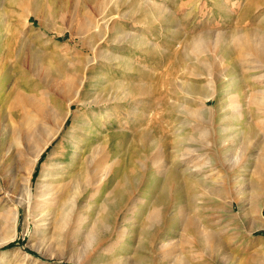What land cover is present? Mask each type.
<instances>
[{"label": "bare ground", "instance_id": "obj_1", "mask_svg": "<svg viewBox=\"0 0 264 264\" xmlns=\"http://www.w3.org/2000/svg\"><path fill=\"white\" fill-rule=\"evenodd\" d=\"M7 1V5H4L12 8L11 12L13 14H17V12L25 14L27 24H30V19L33 18L36 23L45 26L44 19L46 16L44 17L43 14L45 8H42L41 5H34L31 8L30 2H25V0ZM261 3L264 4V0H253L250 7L254 9ZM143 4L147 13H144V11L135 12L133 15H136L135 20L137 21L141 20L143 16L149 15L151 10L158 9L153 4L149 5L147 2H143ZM137 6H140L139 9H141V5ZM122 7L124 8V6ZM46 12L47 14L53 13L50 10H46ZM252 12L255 13L254 10ZM6 15L7 13H3L2 18L0 17V51L4 39H6V31L9 32V36L13 35ZM262 19L250 17L252 23L249 27L236 30L231 35L233 41H235L236 49L241 52L244 58L246 57L248 62L247 71L244 66L236 68L238 77L234 78L230 74L232 70L223 69V66L214 64L213 72L207 73L208 82L210 84L216 83L217 87H215L213 93H208L205 98L216 100L219 106L222 107L216 112L215 118H204L207 115L209 116L206 109L197 112L198 109L185 108L187 106L184 102L177 107L173 102L168 104L164 100L165 97L160 101L161 107L163 106L167 110L168 121L171 120L167 130H165L169 136V138L167 137L169 143L165 151L160 150L161 146L158 139L150 134L135 136L134 133L129 136L130 139L128 140V135H125L126 133L124 134L121 130V121L113 122L108 110L109 107L105 108L113 100L110 98L111 95H116L115 99L119 96L121 102L129 104V108L125 110L128 112V124L130 125L137 114L140 113V106L148 110L147 102L150 101L153 95H157H155L151 86H147V84L138 85V81H136L139 78L146 81L151 80L154 77L152 71L133 64L129 59L122 60L121 57L113 59V55L108 53L104 57L106 69L110 66L112 68L116 67L115 64L117 63L122 64V67L127 70V77L124 78L127 82L119 80L112 83V78L105 75L108 77H103L101 80L86 79V81L83 77L75 80L69 79L59 86L58 91L64 99L62 101L65 102L64 109L61 113L58 109L47 111V116L57 122L53 127V131H50L46 138H43L42 131L35 134L29 132L31 135H23V142L32 137L37 143L34 149L30 151L29 174L24 188L19 193L7 192L4 200L2 199L0 229L4 230V235L0 239V246L17 239L20 209L23 208L27 211L28 217L34 221L35 231L33 236L40 237L43 244L58 243L61 246L72 242L74 239L85 237L87 241L84 243L86 244L85 246L82 245L85 248L90 243L97 242L96 246L98 247L92 255H89V258L87 256L84 262L78 261L76 264L99 263L103 262L105 258L111 259L108 264H130L132 257L127 256L124 251L119 249L121 238L128 233L137 234L138 239L140 236L147 239L149 242L148 249L153 259L161 260L164 264H185L178 254V258L175 260L173 257L176 255V247L179 245L185 252L197 254L198 257L201 254H207L211 257L218 254L230 256L229 253L232 252V248L226 242V239H228L225 238L227 231H221V229L219 231L213 229L201 231L198 219L195 216V213L200 209V198L202 200V197L207 193L216 195L217 190L214 191L213 188H221L225 183L223 179L217 177L216 173L218 171L220 173V168L215 167V163L211 161L210 153L207 150L208 147L213 145L217 148L214 152L218 160L222 162L221 165H224V168L235 175L240 174L237 177L233 174V178H231L235 192L236 187H239L240 191H237L239 196L230 204L229 214L236 213L234 209V204H236L238 206L237 217L242 219L249 231L252 232L264 227V221L262 222L264 218V135L260 138V134L256 131L258 128L257 121L264 124V74L260 75L259 69L261 67L256 64L264 63V31H258L259 24L264 27V19ZM87 25L85 26H91V24ZM97 28H100L98 23H96ZM127 36H129L128 40L131 41V44H136V46L147 44H144L145 42L143 43V40H140L134 34ZM225 38V36L218 35L215 40L209 43L202 38L194 39L190 44L189 51L196 50L201 42H203L205 49L209 48L215 52L229 51L227 45L224 47ZM226 39L229 40V38ZM145 49L146 54L155 53L153 47L148 46ZM11 53V49L7 54L0 52L1 124L5 123L4 114L8 110L11 98L18 99L19 97L22 101L28 91V83L25 81L29 76L25 74L24 69L20 68V65L13 68L21 69L19 78L21 82L16 80L13 86L10 87L7 83L15 74L13 68L6 69L5 66L6 63L11 62L9 61L11 60L9 59ZM248 56L252 58L249 61L247 60ZM115 60H118V62L114 63ZM174 72H176L174 67L169 69L168 84L171 82ZM180 82L176 81L169 84L172 93L170 96L173 97L174 102L177 99L180 100L183 94L195 98L203 96L201 94L203 92L202 87L189 85L185 87ZM238 82L242 84L241 87L230 96L229 88ZM17 84H20V86ZM113 92L117 94H113ZM159 98H162V95ZM73 105L82 106L84 109L74 111ZM89 106L92 109L87 108ZM149 106H151L149 111L152 114L155 110L153 109L154 105L152 103ZM230 107H233L237 113L240 111L245 112L244 107H248L246 109L248 114L247 117L245 116L244 122L241 120L242 124H235L233 128L228 127L225 123L226 118H223V114ZM120 109L121 111L124 110L122 106H120ZM143 112L144 110H141V114ZM147 114L144 112L145 118L148 119ZM71 119V125L67 126ZM168 121L166 122L168 123ZM205 124L208 125L207 128ZM109 126H113L115 132L110 140L111 143L113 142L112 147H110L106 138L110 132ZM210 132L216 134V137L215 135L213 137L214 139L211 137ZM58 139H62L61 145L50 156L47 166L44 167L41 175L37 178L35 188H33L31 178L36 169V164L46 148ZM126 142H129V147H125ZM202 144L205 145H203L205 149ZM162 152H166V154L163 155ZM148 156H150V160L153 159L151 165L155 164V166L149 169L147 163V167L143 163L144 165L140 167V160L146 159ZM240 163L243 165L240 166ZM242 168L244 169L242 170ZM138 174L141 177L139 180L141 182L143 178L148 177L149 179L146 188V195H149V198L142 197L141 193H136L138 190L136 188H139L138 181L135 183V189L133 188L131 191L126 186L128 178L131 179V177L138 176ZM250 180L252 181L249 184ZM248 191L257 194L254 195L253 193L252 197L248 198L246 195ZM106 195L108 196L106 197ZM139 199L146 200V202H142L143 207L141 208H138L141 204ZM261 203L262 205H259ZM109 208L112 210V227L106 224ZM253 209L254 211L258 210V216L255 219L251 217ZM132 211L134 213L131 216ZM127 220L131 221L129 225L124 224ZM123 225L126 227L133 225V227L128 231L125 230L126 228ZM29 228L30 223L28 222L26 229L29 230ZM181 231H184L185 235H180V243L171 246L170 233L175 234ZM84 248L82 249L85 254ZM21 253V255L19 253L21 257L17 255L18 258H21L19 263H17L18 258L16 261L14 260V263L11 260V262L5 263L27 264L32 259L28 253L22 251ZM83 257L82 259H84ZM262 257L260 255L256 262H260L263 259ZM197 264L207 263L198 262Z\"/></svg>", "mask_w": 264, "mask_h": 264}, {"label": "rangeland", "instance_id": "obj_2", "mask_svg": "<svg viewBox=\"0 0 264 264\" xmlns=\"http://www.w3.org/2000/svg\"><path fill=\"white\" fill-rule=\"evenodd\" d=\"M6 1L7 0H0V17L2 18L3 13H7L6 17L9 20L10 31L13 35L9 36V32L6 31L7 35L5 34L6 39H4L5 44L3 43L1 49L4 54H7L9 49L12 50L11 56L9 55V59H11L9 61L11 62L6 63L5 66L6 69H8L9 67L13 68L20 65V68H22V70L24 69L26 72L25 74L29 77L27 81H25L28 83V91L24 99L21 101L19 97L18 99L11 98L8 110L4 114L5 123H0V205L7 192L19 193V191L24 188L29 174L30 151L34 149L37 142L32 137L31 139H33L35 143L31 139H28L30 142H27L28 140L23 142L22 138L26 134L31 135L29 132L35 134L39 131H42L41 133L44 135L43 138H46V135L50 131H53V127H55L57 122L51 120L47 116V111L58 109L61 113L64 109L65 102L62 101L64 99L61 97L58 89L65 81L69 79L75 80L80 77H83L85 80H101L103 77H108L105 75H109V77L112 78V83L118 82L119 80L126 81L124 78L127 77V70L122 67V64L117 63L115 64L116 67L112 68L110 66V69H106L104 57L106 56L105 54L108 53L113 55V59H117L118 57H121L120 59L122 60L129 59L133 64H137L145 70L152 71L154 77H152L151 80L146 81L143 80V78L136 80L138 81V85L147 84V86H151L155 95H158H153L151 97L152 100L150 99V101L147 102L148 110L142 106L139 108L140 113H138L141 114V110H144L145 113H148V119L145 118L143 112V116H141L142 114H137V117H139H136L132 122L133 124L131 123L129 125L128 112L125 110L129 108V104L121 102L119 96L115 99L114 97L116 95L110 96L113 100L110 104H107L105 108H107V106L109 107L108 110L113 122L121 121V130H123L122 132L124 134L126 133L125 135H128V140L130 139L129 136L134 133L135 136L150 134L152 137L158 139L161 146L160 150L165 151L169 143L167 142L169 138L168 132L165 130H167L171 120L170 122L168 121L169 116L167 110H165V107H161L160 101L165 97L164 100H166L168 104L173 102L177 107L184 102L185 106H187L185 108L198 109L197 112L206 109L209 116L207 115V117L204 118H215L216 112L222 107L219 106L216 100L205 98L208 93H213L215 87H217L216 83L210 84L208 82L207 73L213 72L214 64L223 66V69L232 70L230 74L231 77L234 78L238 77L236 68L244 66V69L247 71L248 62L246 61V57L244 58L241 52L236 49L235 41H233L231 35H233L236 30L249 27L252 23L250 17H257L259 20L264 17V4L261 3L253 9L250 7L253 0H25V2H30L31 8L34 5H41L42 8H45L43 9L44 17L46 16L44 19L45 26H41L36 23L33 18L30 19V24H27L25 14L22 12L13 14L11 12L13 9L5 6L7 5ZM123 2L127 3L124 4ZM143 2H147L149 5L153 4L157 6L158 9H153L154 11L151 10L149 15L143 16L141 20L137 21L135 20L136 15H133L135 12L139 13L140 11H144V13H147L146 9H144L145 5ZM137 5H141V9H139L140 6ZM122 6H124V8ZM46 10H50V12L53 13L47 14ZM252 10H254L255 13H253ZM98 18L99 20H97ZM96 23H98L99 29H96ZM87 24H91V26L86 27L85 25ZM258 31H264V27L260 24ZM129 34H134V36L143 40L142 42H145L144 44H147L145 46L141 44H139V46L131 44V41L128 40L129 36H127ZM218 35L229 38V40L226 38L224 40V47L227 45L229 51H222V53L212 51L209 48L205 49L203 42L199 44V47L197 46L196 50L189 51L190 44L194 39L202 38L205 42L209 43L215 40ZM131 45L134 46L132 47ZM148 46L154 48V54L145 53V48H148ZM251 59L250 56L247 57L248 61ZM115 62H118V60H115L114 63ZM256 64L261 67L259 69L260 75L264 74V63ZM173 67L176 72H174L173 78L169 84L181 81L180 83H183L185 87H187V85L192 87L198 86L199 88L202 87L201 89H203V92L201 94L203 96L195 98L183 94L180 100L175 99L176 101L174 102L172 100L173 97L171 98L170 96L172 95L171 86L167 81L169 69ZM20 70L21 69H14L15 74L9 82H7L9 87L13 86L16 80H19L21 75ZM27 73L30 74L28 75ZM17 85L20 86V84ZM241 85L242 84L239 82L233 84L230 87L232 89L230 90L229 88L230 96L239 90ZM113 94L117 93L113 92ZM161 95L162 98H159ZM152 103L154 105L153 109L155 110H153L151 114L149 111L151 106L149 105H152ZM120 106L124 108L123 111H121ZM72 107L74 111L77 109H84V107L78 105H73ZM87 108L92 109L90 106ZM244 109L246 112L248 107H244ZM245 112L243 111L242 113V111H240L237 113L233 107H230L227 112L225 111L223 114V118H226V125L233 128L235 124H242V121L244 122L245 120V116L247 117L248 110L246 113ZM166 121H168V123ZM71 123L72 119L67 126H70ZM205 127L207 128L208 125L205 124ZM257 127L256 131L260 134L259 137L261 138L264 135V124L257 121ZM108 129L110 132L107 134L106 138L110 147H112L113 142L111 143L110 140L115 133L114 127L109 126ZM210 135L212 138L214 135L216 137L214 132H210ZM61 141L62 139H58L50 144L41 155L31 178L33 188H35L37 178L41 175L44 167L47 166L50 156L53 155L56 148L61 145ZM128 143L129 142L125 143V147L130 146ZM203 145L204 144H202V146ZM204 146L203 148L205 149ZM207 150L210 153L209 156L211 157V161L215 163V167L220 168V173L219 171L216 173L217 177L223 179L225 183L221 188H213L214 191L217 190L216 195L207 193L202 197V200L200 197H197L200 198V209L195 213V216L198 219L201 231H208L210 229L216 231L220 229L221 231L226 230L227 235L225 238H228L226 242L231 245L232 252L229 253L230 256L218 254L211 257L207 254H201L199 255L200 257H198L197 254L185 252L179 245L176 247L177 253L173 256L174 260L178 258V254L185 264H197L198 262L207 264H264V227L252 232L249 231V229L245 227V223L242 219L237 217L238 206L236 204H234L236 213L229 214L228 209L230 204L239 196V192L237 191H240V188L236 187L235 192L231 179L234 173L229 172L227 168H224V165H221L222 162L218 160L214 152L217 148L213 145L208 147ZM162 154L165 155L166 152H162ZM148 157L140 160V167L144 164L145 167L148 166L149 169L155 166V164L151 165L153 159L150 160V156ZM239 165L242 166L243 164L240 163ZM243 169L244 168H242V170ZM237 175L234 174L235 177H237ZM140 179L141 177L139 174L138 176L135 175L131 177V179L128 178L126 186L131 191L133 188L135 189V183L138 181L139 188H136L138 189L136 193H141L142 197L149 198L150 196L146 195L149 179L148 177L143 178L144 181L142 180V182L139 181ZM251 181L252 180L249 181V184ZM253 193L254 195L257 194L256 192ZM253 193L252 191H248L246 195L250 198ZM107 196L108 195H106V197ZM140 202L141 204L138 208L143 207L142 202H146V200L139 199V203ZM262 203L259 205H262ZM0 207H3V205ZM255 211L253 209L251 215L253 219L258 216V210ZM133 213L134 211H132L130 215L132 216ZM111 215L112 210L109 208L106 221L109 227L113 226ZM132 221L134 222V220ZM263 221L264 218L262 219V222ZM28 222L30 223L29 230L26 229V224ZM130 223L131 221L127 220L124 224L129 225ZM125 225L123 226L126 228L125 230L128 231L133 227V225L130 227H126ZM34 231V221L28 217L27 211L21 208L17 239L0 246V264H6L5 262L10 260L14 263L18 257H21V251L28 253L32 257L27 264H76L78 261L84 262L87 256L89 258V255H92L98 247L96 246L97 242L94 241L89 244L90 246L88 245L86 246L87 248H84L83 246L86 244L84 242L87 241L85 237H83V239H74L72 242L61 246L58 243L43 244L40 237L33 236ZM183 234L184 231L176 232L175 234L170 233L172 239L171 246L179 244L180 235L182 236ZM3 235L4 230L0 229V239L3 238ZM140 237L138 239L137 234L132 235L128 233L121 238L122 241L119 244V249L124 251L127 256L132 257V259H130V264H164L161 260L153 259L148 249L149 242L144 237ZM82 248L85 249V254ZM17 255L19 256L17 257ZM260 255L263 256V259L260 262H256V259ZM82 257L84 259H82ZM20 259L21 258H18L17 263H19ZM110 261V258H105L103 262L94 264H108Z\"/></svg>", "mask_w": 264, "mask_h": 264}]
</instances>
